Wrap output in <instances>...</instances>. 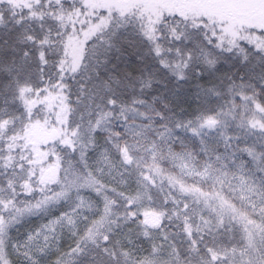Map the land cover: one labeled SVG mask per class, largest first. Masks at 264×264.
Segmentation results:
<instances>
[{
    "label": "snow or ice",
    "instance_id": "snow-or-ice-1",
    "mask_svg": "<svg viewBox=\"0 0 264 264\" xmlns=\"http://www.w3.org/2000/svg\"><path fill=\"white\" fill-rule=\"evenodd\" d=\"M0 264H264V0H0Z\"/></svg>",
    "mask_w": 264,
    "mask_h": 264
},
{
    "label": "trees",
    "instance_id": "trees-1",
    "mask_svg": "<svg viewBox=\"0 0 264 264\" xmlns=\"http://www.w3.org/2000/svg\"><path fill=\"white\" fill-rule=\"evenodd\" d=\"M148 210H151V206L149 205H145L143 208L140 209L141 212L148 211Z\"/></svg>",
    "mask_w": 264,
    "mask_h": 264
},
{
    "label": "rangeland",
    "instance_id": "rangeland-1",
    "mask_svg": "<svg viewBox=\"0 0 264 264\" xmlns=\"http://www.w3.org/2000/svg\"><path fill=\"white\" fill-rule=\"evenodd\" d=\"M166 167L168 166V165H165ZM114 186V185H113ZM118 190H122V189H118Z\"/></svg>",
    "mask_w": 264,
    "mask_h": 264
}]
</instances>
